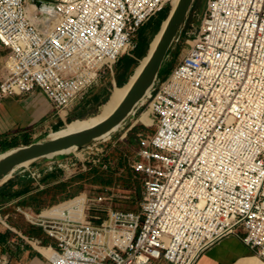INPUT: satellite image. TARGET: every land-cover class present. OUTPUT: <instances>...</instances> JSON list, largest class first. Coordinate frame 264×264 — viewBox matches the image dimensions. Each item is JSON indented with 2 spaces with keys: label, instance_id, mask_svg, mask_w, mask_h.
Segmentation results:
<instances>
[{
  "label": "built area",
  "instance_id": "2783aa9c",
  "mask_svg": "<svg viewBox=\"0 0 264 264\" xmlns=\"http://www.w3.org/2000/svg\"><path fill=\"white\" fill-rule=\"evenodd\" d=\"M169 1L0 0V101L40 91L66 116ZM146 98L154 130L129 163L138 210L86 198L42 218L50 244L33 246L49 264H197L232 235L264 260V0H206L186 55Z\"/></svg>",
  "mask_w": 264,
  "mask_h": 264
},
{
  "label": "rangeland",
  "instance_id": "374dc122",
  "mask_svg": "<svg viewBox=\"0 0 264 264\" xmlns=\"http://www.w3.org/2000/svg\"><path fill=\"white\" fill-rule=\"evenodd\" d=\"M181 1L170 0L162 10L166 12L156 14L144 25L145 27L143 26V37L148 43L147 58L137 60L127 71H124L123 68L120 72H117L115 67L113 73L103 74L88 92L77 98L66 116L59 115L56 110H52L51 121L38 127L35 133H30L31 144L15 148L16 152L13 159L34 153L39 146L54 139L49 136L53 132L68 126L67 123H70L68 122L69 118H72V121L79 119L80 122L72 124H86L89 129L92 124L99 125L105 121L121 104L129 101L130 107L127 111L115 117L118 118L124 115L120 118L119 126L112 130L107 138L102 137L83 146L72 147L70 148L71 151L67 153L62 151L52 155L40 156L11 170L4 171L0 175V186L10 180L13 185L19 188H27L28 186L40 188V198H42V204L45 208H51L55 204L58 205L82 195L84 198L86 196L87 199H93L98 194L103 193L108 197L107 205L109 208L127 211L138 210L142 188L139 175L130 168L129 163L134 157L133 150L140 147L143 141L147 140L153 133L154 129L150 127L152 121L149 117L150 101L146 100V94L153 84L157 85L163 80L158 74L149 79L146 78L141 83L144 86V91L140 94L133 91V86L138 85L142 73L159 46L169 21ZM205 1L193 0L183 22L174 33L170 48L162 60V65L172 64L174 68L186 55L197 36ZM161 15L164 16V21L159 23ZM138 38L139 33L135 37V42ZM126 55L134 57L133 52H130L124 54L120 59ZM8 56V51L0 47V76L8 61ZM166 71L171 73L172 70L167 69ZM117 77H121L123 87L114 94L113 101L107 105L105 103L113 89L119 87ZM131 85L132 87L129 88ZM130 91H133L131 99H129ZM96 96H98V100L94 101L93 99ZM61 121L63 126L56 130ZM19 153L22 155L18 156ZM3 155L5 154H0V163L4 159ZM101 162L114 163L113 168L110 169L111 174L108 172L109 170L101 168ZM62 166L64 167L61 168ZM98 169L104 172L98 175ZM109 176L113 178L112 183L105 186L101 182V177L107 180ZM99 216L104 219L106 213Z\"/></svg>",
  "mask_w": 264,
  "mask_h": 264
},
{
  "label": "crops",
  "instance_id": "0c3cea01",
  "mask_svg": "<svg viewBox=\"0 0 264 264\" xmlns=\"http://www.w3.org/2000/svg\"><path fill=\"white\" fill-rule=\"evenodd\" d=\"M52 110L40 91L0 101V136L35 133L51 121ZM40 193V188H19L12 182L0 190V264H49L31 243L50 244L38 224L47 217L41 214L50 209L42 204ZM197 264H264V260L231 235L209 248Z\"/></svg>",
  "mask_w": 264,
  "mask_h": 264
},
{
  "label": "water",
  "instance_id": "95a60500",
  "mask_svg": "<svg viewBox=\"0 0 264 264\" xmlns=\"http://www.w3.org/2000/svg\"><path fill=\"white\" fill-rule=\"evenodd\" d=\"M192 2L193 0H182L181 4L172 15L169 21V25L162 37V40L150 59L147 71L141 76L138 81L139 84H141L142 81L146 80V78L149 79L153 75L156 76L158 74V71L162 65V60L166 52L170 48L174 33L183 22L185 15L191 7ZM129 107V101H126L125 103L121 104L110 117H108L105 121L101 122L91 131L86 133H78L63 138H54L48 143L39 146L34 153L24 155V157L22 158L13 159L16 151L15 149L10 150V152L5 153V157H3L4 159L0 163V172L11 170L16 166L23 164L24 162H29L40 156L55 154L70 149L72 147H80L90 143L93 140H97V138L109 126L113 119L119 114L126 112ZM17 151L19 150L17 149ZM21 155L22 154L20 153L18 154V156Z\"/></svg>",
  "mask_w": 264,
  "mask_h": 264
},
{
  "label": "trees",
  "instance_id": "16d2710c",
  "mask_svg": "<svg viewBox=\"0 0 264 264\" xmlns=\"http://www.w3.org/2000/svg\"><path fill=\"white\" fill-rule=\"evenodd\" d=\"M172 3L174 4V2H172ZM165 10H167V9H165ZM161 12L164 13L166 11H160L159 13H161ZM163 21H164V16L161 15V17L159 19V23H161ZM144 27L141 28L140 31H139V38L137 40V47L133 51V56L134 57H130V56L126 55L122 59H120L118 61V63H117V66H115L117 72H120L123 68H124V71H127L133 64H135V62L137 60L147 58L146 49L148 47V43L145 40V38L143 37ZM155 38H156V36H155ZM175 58H176V55H175ZM172 68H173L172 64H163V65H161V67H160V69L158 71V76H160V78L162 80H165L170 75V73L168 71H166V70L167 69L172 70ZM120 78L117 77V85L119 87H115L113 89L109 99L106 101L105 104H107V105L110 104L113 101L114 97H115L114 94H116L118 92V90H120V88L123 87V83H122V80ZM93 100L94 101L98 100V96H96ZM78 117H79V115H78ZM71 121H72V118H69L68 122H70V123H67V125L72 124V123L80 122L79 119L78 120H74L72 122ZM61 126H63V124L57 126L56 130L59 129ZM30 144H31V141H30V135L29 134H26V133L25 134H19V135L3 134V135L0 136V154H5V153L9 152L10 150L15 149V148H17L19 146H28ZM103 172L104 171L101 170V169L97 170V174L98 175L102 174ZM108 172H110V174L112 173V171H110V170ZM112 179H113L112 176H109V178L107 180H105L104 178L101 177V180H102L101 182L105 186L106 185H110L112 183ZM9 185H11V181L10 180H8L4 184H2L1 187H0V190H4ZM71 199H73V198H71ZM71 199H69V200H71Z\"/></svg>",
  "mask_w": 264,
  "mask_h": 264
},
{
  "label": "bare ground",
  "instance_id": "6f19581e",
  "mask_svg": "<svg viewBox=\"0 0 264 264\" xmlns=\"http://www.w3.org/2000/svg\"><path fill=\"white\" fill-rule=\"evenodd\" d=\"M172 1V0H171ZM182 2V1H181ZM29 10V13L32 14L33 11H34V7H29L28 8ZM48 10V13L49 14H52L53 13L51 12V9H47ZM52 17V16H51ZM149 66V64H148ZM148 66L147 68L144 70V72L142 73V75L147 71L148 69ZM150 81V80H149ZM131 86H129V88H131ZM133 91L137 94H140L141 92L144 91V86L139 84L136 86H133ZM126 90V89H125ZM133 91H130V95H129V99H131L132 97V92ZM149 93V90L146 94V96L148 95ZM145 95V94H144ZM124 116V115H122ZM121 116V117H122ZM121 117H118V118H114L113 121L109 124V126L102 132V134L97 138H102V137H108L107 135L112 131L114 130L117 126H119L120 124V121H121ZM96 125L98 124H92L89 129L87 128L86 124H72V125H68L66 127H64L63 129L57 131V132H53L49 137L51 138H63V137H67V136H71V135H74V134H78V133H86L88 132L89 130H91L92 128H94ZM75 149V148H74ZM71 151L70 149H67V150H64L63 152H69ZM10 152V151H9ZM52 155V154H51ZM5 155H3L2 157H4ZM3 173V171L0 172V175ZM52 173V172H51ZM86 201V196L85 198L82 196H79L75 199H71V200H67L65 202H62L58 205H55V206H52L50 209L46 210L45 212H43L41 215L42 216H50V215H53L55 217H63L64 216V211L66 209H69L71 213L73 212H76L74 210V206L75 205H78V211L79 212H82L83 209H84V203ZM31 216V215H30ZM40 251L46 256V257H50L51 256V250L49 249H42L40 248Z\"/></svg>",
  "mask_w": 264,
  "mask_h": 264
}]
</instances>
